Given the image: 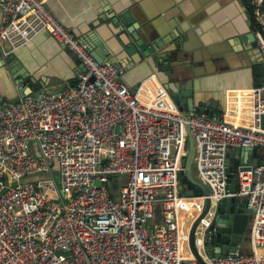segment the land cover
<instances>
[{
    "label": "built area",
    "instance_id": "obj_1",
    "mask_svg": "<svg viewBox=\"0 0 264 264\" xmlns=\"http://www.w3.org/2000/svg\"><path fill=\"white\" fill-rule=\"evenodd\" d=\"M0 15V55L45 33L83 65L77 82L59 90L0 95V264H199L189 245L198 219L205 264H264V84L225 89L218 115L183 111L155 74L131 92L121 67L96 60L44 0H0ZM254 39L264 64L259 29ZM188 132L207 194L178 188ZM242 147H260L263 157L240 163ZM227 158L237 173L233 193ZM240 196L253 215L249 249L233 242L235 251L209 255L204 242L219 203Z\"/></svg>",
    "mask_w": 264,
    "mask_h": 264
},
{
    "label": "crops",
    "instance_id": "obj_2",
    "mask_svg": "<svg viewBox=\"0 0 264 264\" xmlns=\"http://www.w3.org/2000/svg\"><path fill=\"white\" fill-rule=\"evenodd\" d=\"M44 2L64 27L86 41L91 48L98 50H102L106 43H114L111 36L118 28L113 21L120 12L128 10L140 26L138 33L143 34L146 31L151 33L150 37L162 38L157 42L159 48L155 51L158 56L163 57L162 63L171 62L172 65L182 64L191 67L192 73L186 77L184 87L190 93L189 98L194 107L219 111L223 106L225 89L251 86L253 60L262 61L256 52L250 54L248 45L245 44L243 47L237 44L236 48L240 50L239 59L225 56L229 49L236 50L233 45L234 39L226 41L227 37L220 36L225 29L218 32L213 26L204 28L199 14V0H44ZM175 28L179 29V32ZM185 35H188L187 40L183 38ZM121 36L125 38V34L122 33ZM175 43L183 44L188 52H179V56L172 53L170 57L164 58L163 52L174 50ZM219 49L225 59L214 60L219 58L220 53L217 52ZM10 55L17 57L22 66L35 78V85L40 81L39 85L42 84L45 90L49 88L59 90L67 82L71 84L75 79L74 69L78 64L76 57L48 34L36 36ZM130 65L131 62H122L124 70L120 75V81L130 90L150 74H155L160 81L164 78L163 72L157 71L150 58L149 63H144L143 67L138 63ZM20 85L15 84L11 73L0 66V95L4 99L13 101L20 98Z\"/></svg>",
    "mask_w": 264,
    "mask_h": 264
},
{
    "label": "water",
    "instance_id": "obj_3",
    "mask_svg": "<svg viewBox=\"0 0 264 264\" xmlns=\"http://www.w3.org/2000/svg\"><path fill=\"white\" fill-rule=\"evenodd\" d=\"M113 23L115 24V27L118 28L116 33L111 36V39L114 40V43H106L105 46L103 45L104 48L102 50L90 47L93 57L100 62L105 61L118 68L121 67L122 71L124 70V68L121 66L122 62H131L130 66L138 63L141 64L140 67H143L144 63H149L150 58L153 61L154 67L157 68V71L163 72L164 78L161 79L162 84L166 89H168L173 102L179 107V109L183 111L191 110L193 108L199 110V107H194L192 101L189 98L191 95L184 87V81L186 80V77L192 73L191 67L182 64L172 65L171 62L162 63L163 57L158 56V53L155 52L159 48L157 42L162 40V38L158 36L150 37L149 35H151V33H146V31H144L143 34L138 33L140 26L134 20L133 16L128 10H123L120 12ZM175 29L177 32H179V29ZM122 33L125 34V38L121 36ZM183 38H186L187 40L188 35H185ZM251 38L253 39L252 36ZM238 41L242 43V47L244 44H247V49L251 54L252 46L249 42H247L246 38L239 36L236 42ZM179 52L187 53L188 51L183 47V44L175 43L174 50L169 49L163 52L164 58L170 57L172 53L176 56H179ZM0 66L6 68L11 73L15 84H21L19 86L20 96L30 92L33 88L37 87L36 85L40 84V81H38V83L35 85V78L30 75L29 71L22 66L18 58L13 55H0ZM76 67L83 69V65L81 63H78ZM151 69H153V67H151ZM251 73L253 86H260L264 84V64L262 61L256 62L253 60ZM76 82L77 79L75 78L71 84ZM39 86L43 88L42 84ZM137 86L138 85H136L135 88L131 90V92H134ZM48 90L50 91L52 88H49ZM221 109L222 108H219V111L217 112L209 110V113L218 115ZM187 149L188 153L182 164L184 166L185 179L188 182V185L184 186L183 181H181L178 186L179 191L183 192L185 195H200L202 193L207 194L208 189L206 185L192 171L195 145L193 137L189 132L187 136ZM252 153L256 154V156L253 158L254 163L263 157L262 149L260 147H242L239 151V162L246 163L248 155ZM233 156L234 150H231L229 152V157ZM228 161L229 158H227V174L230 182L228 189L231 193H233L236 190L237 173L233 171V166L229 164ZM249 168V166L240 167L242 170ZM56 180L57 182L59 181L58 178H56ZM112 182H115V178H112ZM113 187L115 189V186ZM111 192H113V190ZM244 201V196L235 198L225 197L221 200L218 205L217 217L213 222L216 231L214 234H209L208 238L204 242V251L206 253L209 255L219 256L227 254L228 251H235V247L232 246L231 243L237 242L235 241L238 239L237 234L243 231L249 221L247 217V213L249 211L245 208ZM208 207L209 199L206 200L202 216L207 212ZM160 220L161 213L159 207L157 206L155 209L154 222L159 224ZM198 220H196L191 227L189 245L199 264H205L195 246L194 231Z\"/></svg>",
    "mask_w": 264,
    "mask_h": 264
},
{
    "label": "flooded vegetation",
    "instance_id": "obj_4",
    "mask_svg": "<svg viewBox=\"0 0 264 264\" xmlns=\"http://www.w3.org/2000/svg\"><path fill=\"white\" fill-rule=\"evenodd\" d=\"M252 5V0H199V14L204 28L207 29L213 26L218 32L220 29H225L223 35L220 36L227 37L226 41L234 39L233 45L236 50L229 49L225 56L239 57L240 50L236 48L237 44H240L242 47L241 42H236L239 36L246 38L247 42L251 44L253 54L256 52L259 55L254 39L255 30L251 14ZM225 50H227L226 46ZM217 52L220 53V49ZM218 56L219 58H214V60L225 59L222 53Z\"/></svg>",
    "mask_w": 264,
    "mask_h": 264
},
{
    "label": "rangeland",
    "instance_id": "obj_5",
    "mask_svg": "<svg viewBox=\"0 0 264 264\" xmlns=\"http://www.w3.org/2000/svg\"><path fill=\"white\" fill-rule=\"evenodd\" d=\"M252 4L255 7V9H254L255 21L264 26V10L262 8V6L264 7V0H252ZM238 157H239V151H237L235 159H237ZM194 172L196 173L195 168H194ZM179 180L183 181V182L185 180V173L183 171L179 172ZM117 187H118V185L115 186V189L113 187V191H114L113 194L114 195H116V193H117V191H116ZM252 216L253 215L250 212L247 213V217H248L249 221H248L246 227L243 229V231H241L237 234L238 239L235 240V241L239 242L241 244V247L246 249V250L249 249V244H250L249 227H250V222H251ZM150 227H151V225H150ZM199 229H200V227L198 228V230Z\"/></svg>",
    "mask_w": 264,
    "mask_h": 264
},
{
    "label": "trees",
    "instance_id": "obj_6",
    "mask_svg": "<svg viewBox=\"0 0 264 264\" xmlns=\"http://www.w3.org/2000/svg\"><path fill=\"white\" fill-rule=\"evenodd\" d=\"M262 8H263V10H264V7H263V6H262ZM254 9H255V7H254V5H252L251 14H252L253 22H254V30L259 29V30L263 33V35H264V26L261 25V24H259V23H257V22L255 21V19H254ZM36 86H37V87H35V88H39V85H36ZM186 182H187V181H186V179H185L183 183H186ZM114 186H117V184H114Z\"/></svg>",
    "mask_w": 264,
    "mask_h": 264
},
{
    "label": "bare ground",
    "instance_id": "obj_7",
    "mask_svg": "<svg viewBox=\"0 0 264 264\" xmlns=\"http://www.w3.org/2000/svg\"><path fill=\"white\" fill-rule=\"evenodd\" d=\"M194 168H195V170H196V173L194 172ZM192 171H193V173L198 177L199 172H198V170H197V166H196V163H195V162L192 163Z\"/></svg>",
    "mask_w": 264,
    "mask_h": 264
}]
</instances>
